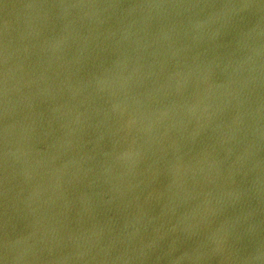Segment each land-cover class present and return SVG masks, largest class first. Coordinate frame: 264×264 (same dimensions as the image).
Segmentation results:
<instances>
[{
    "label": "water",
    "instance_id": "obj_1",
    "mask_svg": "<svg viewBox=\"0 0 264 264\" xmlns=\"http://www.w3.org/2000/svg\"><path fill=\"white\" fill-rule=\"evenodd\" d=\"M0 264H264V0H0Z\"/></svg>",
    "mask_w": 264,
    "mask_h": 264
}]
</instances>
